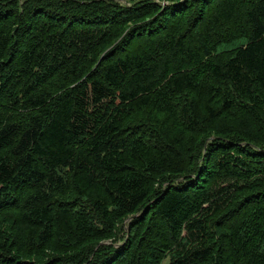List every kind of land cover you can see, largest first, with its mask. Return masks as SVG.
I'll return each mask as SVG.
<instances>
[{
  "label": "trees",
  "instance_id": "trees-1",
  "mask_svg": "<svg viewBox=\"0 0 264 264\" xmlns=\"http://www.w3.org/2000/svg\"><path fill=\"white\" fill-rule=\"evenodd\" d=\"M118 1L0 0V264H264V0Z\"/></svg>",
  "mask_w": 264,
  "mask_h": 264
},
{
  "label": "rangeland",
  "instance_id": "rangeland-1",
  "mask_svg": "<svg viewBox=\"0 0 264 264\" xmlns=\"http://www.w3.org/2000/svg\"><path fill=\"white\" fill-rule=\"evenodd\" d=\"M117 2H120V1H118V0H116ZM121 4H124L123 2H120ZM239 45V42H236L233 46L235 47V46H238ZM233 46H230V48L231 47H233ZM124 224H126L125 222H124ZM122 235V233H120V236ZM162 264H168V259H166V260H164L163 262H162Z\"/></svg>",
  "mask_w": 264,
  "mask_h": 264
}]
</instances>
